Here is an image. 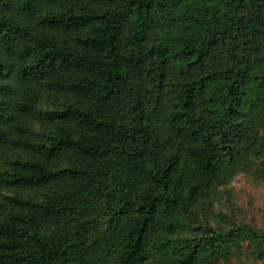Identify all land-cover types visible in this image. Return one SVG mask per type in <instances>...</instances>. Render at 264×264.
Segmentation results:
<instances>
[{
    "label": "trees",
    "instance_id": "obj_1",
    "mask_svg": "<svg viewBox=\"0 0 264 264\" xmlns=\"http://www.w3.org/2000/svg\"><path fill=\"white\" fill-rule=\"evenodd\" d=\"M236 176L264 183V0H0V264H264L215 209Z\"/></svg>",
    "mask_w": 264,
    "mask_h": 264
},
{
    "label": "rangeland",
    "instance_id": "obj_2",
    "mask_svg": "<svg viewBox=\"0 0 264 264\" xmlns=\"http://www.w3.org/2000/svg\"><path fill=\"white\" fill-rule=\"evenodd\" d=\"M215 204L217 212L223 213L227 221L247 220L264 228V183L236 176Z\"/></svg>",
    "mask_w": 264,
    "mask_h": 264
}]
</instances>
